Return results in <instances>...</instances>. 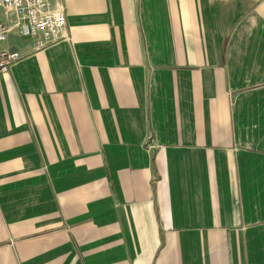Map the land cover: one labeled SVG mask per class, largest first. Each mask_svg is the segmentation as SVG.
<instances>
[{"label": "crops", "instance_id": "crops-1", "mask_svg": "<svg viewBox=\"0 0 264 264\" xmlns=\"http://www.w3.org/2000/svg\"><path fill=\"white\" fill-rule=\"evenodd\" d=\"M0 6V264H264V0Z\"/></svg>", "mask_w": 264, "mask_h": 264}, {"label": "built area", "instance_id": "built-area-1", "mask_svg": "<svg viewBox=\"0 0 264 264\" xmlns=\"http://www.w3.org/2000/svg\"><path fill=\"white\" fill-rule=\"evenodd\" d=\"M0 6L13 13L19 33L32 37L37 48L66 38L65 14L61 10L50 11L49 0H0ZM7 32V27L0 22V42L6 39ZM20 57L17 51L0 48V72L8 71L10 65Z\"/></svg>", "mask_w": 264, "mask_h": 264}]
</instances>
